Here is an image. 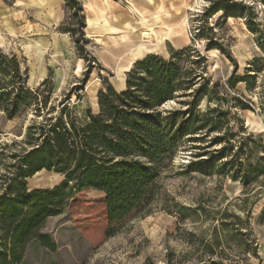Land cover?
<instances>
[{"label": "rangeland", "instance_id": "obj_1", "mask_svg": "<svg viewBox=\"0 0 264 264\" xmlns=\"http://www.w3.org/2000/svg\"><path fill=\"white\" fill-rule=\"evenodd\" d=\"M166 77L170 165L147 213L110 222L50 127L85 126L104 83ZM38 211L49 246L14 230ZM0 243L8 264H264V0H0Z\"/></svg>", "mask_w": 264, "mask_h": 264}, {"label": "trees", "instance_id": "obj_2", "mask_svg": "<svg viewBox=\"0 0 264 264\" xmlns=\"http://www.w3.org/2000/svg\"><path fill=\"white\" fill-rule=\"evenodd\" d=\"M234 7L233 3L227 4L224 11L228 12ZM147 58L158 57L150 55L136 64ZM151 75L149 77L154 76ZM104 86L105 90L97 94L99 113H88L89 121L85 126L65 128L56 123L49 131L56 151L70 154L73 159L72 169L60 166L57 171L64 172L67 181H74L84 187V191L88 187L103 191L108 219L118 223L148 212L145 209L154 198L160 171L170 165L176 147L174 138L167 135L168 127L172 125L169 123L171 112L159 111L157 107L172 99L174 86L168 77L153 81L138 78L134 82L125 78L121 90L108 83H104ZM107 86L116 94H106ZM183 128L184 125H179L176 131L181 132ZM48 135L45 134L43 143L49 147ZM41 147L31 150L25 157H32ZM27 166L29 171L21 175L23 178L30 177L41 168L49 169L47 165L30 162ZM61 190L62 187L54 192L59 194ZM42 214V211H38L30 224L25 218L15 224L14 230L19 234V240L32 237L41 241L42 245L49 246L42 241L48 240L47 236L29 230L31 224H37ZM3 241L5 236L2 237ZM11 256L15 262L13 250ZM210 263L216 264L213 260ZM0 264H8L6 253Z\"/></svg>", "mask_w": 264, "mask_h": 264}, {"label": "water", "instance_id": "obj_3", "mask_svg": "<svg viewBox=\"0 0 264 264\" xmlns=\"http://www.w3.org/2000/svg\"><path fill=\"white\" fill-rule=\"evenodd\" d=\"M122 92V91H121ZM117 93H119V92H117ZM94 120V119H93Z\"/></svg>", "mask_w": 264, "mask_h": 264}, {"label": "bare ground", "instance_id": "obj_4", "mask_svg": "<svg viewBox=\"0 0 264 264\" xmlns=\"http://www.w3.org/2000/svg\"><path fill=\"white\" fill-rule=\"evenodd\" d=\"M39 174V173H38Z\"/></svg>", "mask_w": 264, "mask_h": 264}]
</instances>
